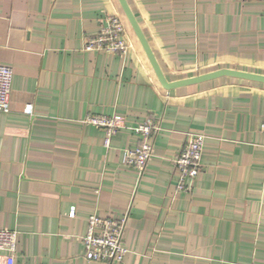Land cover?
Instances as JSON below:
<instances>
[{
  "label": "crops",
  "instance_id": "0c3cea01",
  "mask_svg": "<svg viewBox=\"0 0 264 264\" xmlns=\"http://www.w3.org/2000/svg\"><path fill=\"white\" fill-rule=\"evenodd\" d=\"M128 2L169 81L264 74V0ZM107 15L125 23L126 55L85 49ZM0 61L13 69L0 111V227L19 232L15 264H264L263 82L166 90L119 0H0ZM90 115L123 122L109 147ZM150 117L161 129L141 175L123 152ZM189 132L206 136L203 167L193 191L177 193ZM92 214H128L122 263L84 256Z\"/></svg>",
  "mask_w": 264,
  "mask_h": 264
},
{
  "label": "built area",
  "instance_id": "2783aa9c",
  "mask_svg": "<svg viewBox=\"0 0 264 264\" xmlns=\"http://www.w3.org/2000/svg\"><path fill=\"white\" fill-rule=\"evenodd\" d=\"M104 23L96 36L86 38L85 49L126 55L129 43L123 20L117 15H107ZM12 81V67L0 61V111L10 110ZM26 111L31 112L32 105H28ZM86 122L104 128L106 147L110 146L113 135L123 126L121 120L107 115H90ZM131 129L140 135L141 140L135 148L124 150L123 161L138 169L142 175L154 154V139L161 127L157 120L150 117L145 122L132 126ZM261 129L264 131V123ZM205 138L203 133L189 132L184 147L174 160L175 169L179 174L177 193L193 191L192 184L197 180L203 167ZM74 215L75 208H72L70 216ZM127 225L128 214L122 217H102L97 214L89 216L87 232L81 236L84 256L91 261L122 263L130 251L124 237ZM18 241L17 230L0 227V252L5 253L6 264H15Z\"/></svg>",
  "mask_w": 264,
  "mask_h": 264
},
{
  "label": "water",
  "instance_id": "95a60500",
  "mask_svg": "<svg viewBox=\"0 0 264 264\" xmlns=\"http://www.w3.org/2000/svg\"><path fill=\"white\" fill-rule=\"evenodd\" d=\"M121 7L132 27L134 30L138 40L140 41L143 49L145 50V53L153 67V70L163 88L166 90H172L181 86H186L190 84H197L204 81L212 80L215 78H219L222 76H230V77H236V78H242L246 80L251 81H257V82H263L264 83V74L254 73V72H248L240 69H234V68H220L217 70H213L210 72L198 74L195 76L175 80V81H169L167 77L165 76L152 48L151 45L144 34L141 25L139 24L128 0H119Z\"/></svg>",
  "mask_w": 264,
  "mask_h": 264
}]
</instances>
